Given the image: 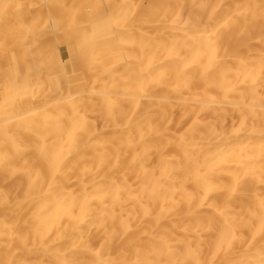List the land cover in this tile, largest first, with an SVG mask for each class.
<instances>
[{
  "label": "bare ground",
  "instance_id": "bare-ground-1",
  "mask_svg": "<svg viewBox=\"0 0 264 264\" xmlns=\"http://www.w3.org/2000/svg\"><path fill=\"white\" fill-rule=\"evenodd\" d=\"M0 264H264V0H0Z\"/></svg>",
  "mask_w": 264,
  "mask_h": 264
}]
</instances>
